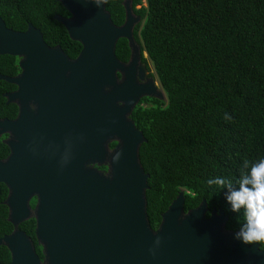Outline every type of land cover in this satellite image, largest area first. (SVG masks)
Returning a JSON list of instances; mask_svg holds the SVG:
<instances>
[{
    "label": "water",
    "instance_id": "water-1",
    "mask_svg": "<svg viewBox=\"0 0 264 264\" xmlns=\"http://www.w3.org/2000/svg\"><path fill=\"white\" fill-rule=\"evenodd\" d=\"M59 1L70 15L54 18L82 44L74 59L61 45L46 43L33 23L14 30L0 16V55L17 56L20 69L13 77L0 75L16 86L3 97L17 106L14 119H0V137L7 136L3 143L9 149L0 160V185L8 191L3 203L13 225L0 237L10 253L8 264H264L258 244L244 245L234 239L237 231L226 229L223 210L206 217L202 200L184 212L183 191L162 214L158 229L152 228L150 175L140 158L147 138L130 115L144 95H165L127 85L116 74L126 73L116 59L117 39L128 37L133 45L139 17L130 1L122 26L113 23L106 3ZM117 152L119 160L113 161ZM32 198H37L44 262L19 228L32 215ZM156 236L161 237L157 248Z\"/></svg>",
    "mask_w": 264,
    "mask_h": 264
},
{
    "label": "trees",
    "instance_id": "trees-1",
    "mask_svg": "<svg viewBox=\"0 0 264 264\" xmlns=\"http://www.w3.org/2000/svg\"><path fill=\"white\" fill-rule=\"evenodd\" d=\"M122 0H106L113 16ZM134 6L143 0H133ZM135 9L143 22L138 37L148 51L166 101L138 109L137 124L147 141L140 147L143 168L150 175L148 216L158 229L162 214L179 193L184 212L206 201L207 213L223 210L226 229L238 231L242 215L226 202L228 187L209 185L217 177L237 181L244 160L264 158V0H145ZM55 14L70 15L59 0H0L7 27L26 30L33 23L49 45H61L72 59L82 44L72 39ZM17 56L0 55V75L20 72ZM15 85L0 80V119H14L15 104L4 93ZM0 137V159L9 149ZM0 236L12 230L1 201ZM32 219L21 223L30 227ZM28 231V230H27ZM264 252V247L259 245ZM10 262L0 245V264Z\"/></svg>",
    "mask_w": 264,
    "mask_h": 264
},
{
    "label": "flooded vegetation",
    "instance_id": "flooded-vegetation-1",
    "mask_svg": "<svg viewBox=\"0 0 264 264\" xmlns=\"http://www.w3.org/2000/svg\"><path fill=\"white\" fill-rule=\"evenodd\" d=\"M127 1H130L131 10L136 17H139V20L135 22V24L133 26V30H132L133 37H134V44L133 45L131 44V41L128 37H120L117 39L116 46H115L116 59L118 61H120V63L126 69V73L118 70L116 72L117 77H118V79L123 80L122 82L127 81V85L134 83L135 87L138 89H144L145 90V88H147V89L150 88V89L155 90L157 93H163L164 92L163 88H162V86H161V84H160V82H159V80L155 74L154 66H153L152 61L150 59L149 53L145 49L144 44L141 41V39L138 37V33H139L138 27H140L139 25L143 22V19H142L140 14L135 12L134 8L141 9L142 5H144V4H142V5L138 4L135 7L133 0H122L120 5H121V8L123 10L116 11L114 16H113L110 9L109 10L107 9V10L110 13V16H111L113 23L116 24L117 26H122L126 22V18H127V9H126V2ZM144 1L145 0H143V2ZM163 95H165V93H163ZM166 99H167L166 95H165V98H163V99H160L158 96L153 97V96H148V95H144L143 97H141V99L135 105V107L132 111V114L130 115V118L135 122L136 127L138 128L137 124L139 123V115L138 116L136 115V117H135L134 113L138 109L142 108L143 110H146L148 108H151L154 105L157 106L159 104V102H156V100L166 101ZM138 129H140V128H138ZM6 138H7V136L5 138H3L2 141ZM115 143H116V141L110 142L109 143L110 148H113ZM8 155H9V153H8ZM8 155L6 157H8ZM6 157L1 158L0 160H4V159H6ZM98 168L102 171H105V172L108 169L106 166H100ZM7 192L8 191L6 189L5 197L1 201V203L3 205H4L3 202L6 200V197L8 195ZM0 194H1V192H0ZM29 204L31 207L32 215L27 220L32 219L31 226L30 227L27 226L26 230L22 229L21 228L22 222H21L19 224V228L22 231H25L27 233V235L33 240L36 252H37L39 258L42 260V262H44L46 257H45V253L43 251V244L41 243V241L38 237V234H37L38 218H37V214L35 213L36 206H37V198H32L30 200ZM4 206L6 207V205H4ZM7 214H8V207H7ZM209 215H208V217H209ZM27 220H25V221H27ZM25 221H23V222H25ZM12 229H13V225H12ZM10 232H8V233H10ZM8 233H4L3 235L8 234Z\"/></svg>",
    "mask_w": 264,
    "mask_h": 264
},
{
    "label": "clouds",
    "instance_id": "clouds-1",
    "mask_svg": "<svg viewBox=\"0 0 264 264\" xmlns=\"http://www.w3.org/2000/svg\"><path fill=\"white\" fill-rule=\"evenodd\" d=\"M97 7L105 4L106 0H92ZM121 153L117 152L113 161H118ZM209 185L228 187L226 202L232 212L242 215L239 230L234 239L244 245L258 244L264 247V158L258 160H244V169L233 186L232 181L217 177L207 182ZM155 248L161 244V237L156 236ZM155 248L149 249L155 255Z\"/></svg>",
    "mask_w": 264,
    "mask_h": 264
},
{
    "label": "rangeland",
    "instance_id": "rangeland-1",
    "mask_svg": "<svg viewBox=\"0 0 264 264\" xmlns=\"http://www.w3.org/2000/svg\"><path fill=\"white\" fill-rule=\"evenodd\" d=\"M143 4H144L143 6H146V1H144Z\"/></svg>",
    "mask_w": 264,
    "mask_h": 264
}]
</instances>
